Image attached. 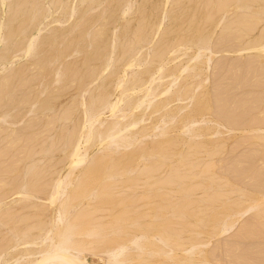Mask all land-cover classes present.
Instances as JSON below:
<instances>
[{"label": "rangeland", "instance_id": "obj_1", "mask_svg": "<svg viewBox=\"0 0 264 264\" xmlns=\"http://www.w3.org/2000/svg\"><path fill=\"white\" fill-rule=\"evenodd\" d=\"M15 1L20 0L0 2L2 4H0V90L2 91L0 96L7 95L6 98L0 97V109L2 105H7L5 108L9 107L12 110L11 107L14 106L13 109L17 111L5 112L7 110L5 108L0 110L3 114L7 113L0 114L3 116L0 119V156H3L0 158L2 177V179L0 177V208L2 209L0 210L3 214H0V224L2 222L0 240L7 238V241L1 243L4 245L8 242L9 244L19 242L17 236L13 237L12 233L15 235L13 231L34 228L32 231L41 232V229L48 230L50 226L60 224L53 223L58 219L57 210L59 211L60 208L61 212H65L69 222L74 217L73 214L78 216H75L76 219L79 218L78 223L75 217L73 218L75 220L69 223L63 215L61 219L65 218L66 222L61 220L60 227L76 225V229L73 228L74 233L81 235L74 236L75 239L79 238L76 243L86 244L82 257L83 264H264V53L261 52L264 46V0H22L24 4L22 2L17 4ZM19 4L23 5L22 8ZM245 6L249 9H245ZM13 7L14 10L11 11ZM14 12L21 13L18 15ZM32 16L34 18H31ZM20 28L27 30L24 33L19 32ZM36 38L38 40H35ZM39 39L42 41L40 42ZM28 41L32 43L29 56L24 50L27 45L23 46L25 42L28 44ZM199 43L203 45H198ZM205 44L209 48L205 47ZM126 46L130 48L126 50ZM9 47H12V50H8ZM95 48L102 52L101 55L99 53L98 61L94 55V53L96 56L98 54ZM125 50L128 53L122 54ZM196 50L200 56L196 55ZM193 55H196L194 60H192ZM35 61L39 62L34 63ZM127 61L130 62L129 65ZM142 70H147L144 71L146 74ZM15 71L18 75L24 72L17 77ZM139 71L142 75H139L141 74ZM58 74L60 78L63 75V82ZM5 75L8 76L7 81ZM11 75L15 78H10ZM54 76L55 79L59 78V82ZM133 76L140 78V82H137L139 85L135 88L131 87ZM9 79L14 82L12 87L10 85L13 82L10 80L9 83ZM149 81H152L151 84ZM7 83L10 88L6 87ZM5 87L8 91L10 89L14 91V94L7 92ZM167 87L170 92L164 94L163 88L167 89ZM22 88H24L23 92ZM15 89H21L22 93L18 91V94L22 97ZM144 90H148L151 94ZM101 91L104 94L107 91L106 95L103 94L107 96L106 103L108 102L109 105L117 103L115 114L110 109H105V106H109L108 103L104 106H96L98 101L96 98L103 97ZM144 93L149 95L144 97L146 95ZM12 97L18 98L17 102ZM3 99H6V102L1 103ZM162 101L166 106L153 112L157 105L163 104ZM136 102L143 104L139 103V108L135 109ZM29 103L33 106L31 107ZM29 106L31 108H28ZM49 106H52V110ZM153 106L154 110H152ZM15 107H20L22 112ZM45 107L46 109L49 107V110ZM129 108L133 110L130 111ZM144 108L146 110L143 120L135 127L136 129H133L135 133L132 130H123L121 132L123 138H121L124 141L120 142L121 144L117 141V145L111 143L108 147L106 144L108 139H102L108 125L111 122L124 125L132 120L130 118L135 112L140 114ZM99 110L100 113L97 112ZM8 112L14 119L15 115L20 116L15 121L12 119L10 123L12 116ZM91 112H94V116L99 115L96 116L99 120L94 122L95 125L93 124L90 130L91 142L85 144L86 147L88 146L85 151L87 159H85L81 149L83 146L85 148L83 136L88 129L86 121ZM123 113L126 118H123ZM36 122L38 123L35 124ZM80 125L84 126V130ZM37 127L39 128L36 129ZM70 128L72 132H68ZM81 130L84 131L83 135ZM197 131L198 135H196ZM75 132V136L81 134L80 154L85 160L81 162V166L79 164L80 170L77 167L73 172L71 170V175L68 174L69 168L71 169L69 165L71 159L67 158L71 147L67 148L71 138L74 141ZM57 133L58 135H55ZM59 136L60 138H57ZM99 140H101L100 144H98ZM129 141L135 145L132 146ZM124 143L126 145H123ZM128 143L131 146L127 147ZM113 144L120 148H115ZM49 145L52 146L51 149ZM54 145H57L56 149ZM153 145L157 148L155 149ZM23 146H28L30 151L27 153ZM135 147H139L138 151H140L138 152ZM31 154L32 157L39 156L31 161L34 158L30 157ZM23 156L27 160L22 159ZM22 160H26V164H22L24 163ZM39 163L42 168H44L42 165H45L49 175L45 168L39 170L41 169L38 168ZM20 166L24 168L23 171H20ZM34 168L38 173L41 171L39 176L34 174L35 179L27 175L30 170L33 174ZM45 173L48 179L43 183L41 180L45 178ZM18 176L21 181L18 183L19 186L23 184L26 189L31 188L30 185L33 183L32 188H35V180L41 181V185L38 182L37 188L41 187L42 190L35 188L39 192L34 197L29 196L31 201L25 196L28 194L21 193V196L18 194L20 188L19 186H17L18 190L15 188V182L17 180L19 182V178L13 182ZM64 176L66 178L64 184L69 183L64 186V190L68 191L65 190L66 193L63 191L60 202H56V204L59 202V205L55 203L50 205L49 196L54 187L52 185H55L54 183L60 178L63 180ZM4 181L10 185L8 186ZM184 186L191 191H185ZM5 190L10 193L7 194ZM74 190L77 192L74 193ZM45 195L48 197L46 198ZM26 201L30 205L26 204ZM20 204L22 209L19 208ZM23 204L28 207L24 208ZM55 206L58 207L57 210ZM72 206L74 207L72 212H75L73 214L70 209L73 208ZM67 210H70L69 215ZM21 211L22 213H19ZM81 212L89 215L79 216L82 215ZM119 212L122 214L121 217L125 218H121ZM7 217H10V220ZM13 217L15 219L12 220ZM81 217L83 220L80 219ZM115 217L122 225H119ZM50 218L51 223H49ZM123 219L124 221H121ZM26 223L30 225L24 226ZM44 223H49V227L47 224L43 225ZM52 227L51 230L55 229ZM168 228L170 230H167ZM221 228H226L225 233L223 230L220 231ZM97 231L103 234L99 235ZM117 233L119 236L116 237ZM165 233L169 235L166 236ZM158 234L163 240L157 236ZM90 235L91 237L87 238ZM12 237L15 241H12ZM109 238L113 239V244H110L112 240ZM116 238L121 244L115 242ZM104 240L111 241L104 243L106 248L103 247ZM34 242L39 243L41 239H36ZM117 243L127 248L120 247ZM192 244L194 247L191 246ZM31 245L34 247L36 244ZM24 246L19 245L15 247L17 249L11 247L5 250L4 252L9 254L2 253L0 264H23L26 259L24 255L21 256L26 248ZM92 246L97 248L94 249ZM154 246L161 248L157 249ZM13 248L15 251L11 250ZM112 250L116 251L111 252ZM116 252L120 256L116 255ZM120 252L124 253L120 254ZM111 254L116 256L112 257ZM120 257L125 258L117 263L115 260H122Z\"/></svg>", "mask_w": 264, "mask_h": 264}, {"label": "bare ground", "instance_id": "obj_2", "mask_svg": "<svg viewBox=\"0 0 264 264\" xmlns=\"http://www.w3.org/2000/svg\"><path fill=\"white\" fill-rule=\"evenodd\" d=\"M0 2H1V0H0ZM15 2H16V1H15ZM19 2H22V3H23L22 0H20ZM19 2L17 1L16 3L18 4ZM27 3H29V2H27ZM27 3H26V4H27ZM220 3H221V2H220ZM0 4H1V3H0ZM23 4H24V3H23ZM1 5H2V4H1ZM14 5H15V4H14ZM19 5L21 6V4H19ZM19 5H18V7H19ZM8 6H9V5H8ZM22 6H23V5H22ZM22 6H21V8H22ZM24 6L26 7L27 5H24ZM6 7H7V6H6ZM14 7H15V6H14ZM14 7H13V9L10 8L11 11L14 10ZM245 7H246V6H245ZM15 8H16V7H15ZM5 9H6V8H5ZM10 9H8V10H10ZM241 9H243V7H241ZM245 9H249V8L246 7ZM15 10H16V9H15ZM21 10H22V9H21ZM25 10H26V9H25ZM19 11H20V10H19ZM26 11H28V9H27ZM26 11H24V13H26ZM29 11H30V10H29ZM29 11H28V12H29ZM245 11H246V10H245ZM4 12H5V11H4ZM22 12H23V10H22ZM33 12H34V11H33ZM5 13H6V12H5ZM8 13H9V11H8ZM8 13H7V14H8ZM14 13H17V12H14ZM14 13H13V14H14ZM20 13H21V12H20ZM20 13H19V14H20ZM70 13H71V12H70ZM17 14H18V13H17ZM19 14H18V15H19ZM33 14H34V15H33ZM33 14H32V15L35 16V13H33ZM15 15H16V14H15ZM36 15H37V14H36ZM5 16H6V15H5ZM11 16H12V14H11ZM33 16H32L31 18H34ZM37 17H38V15H37ZM37 17H36V19H37ZM8 18H9V17H8ZM29 20L31 21V19H29ZM37 20H38V19H37ZM37 20H35V22H37ZM38 21H39V20H38ZM32 22H33V19H32ZM32 22H30V23L32 24ZM35 22H34V23H35ZM34 23H33V24H34ZM28 24H29V23H28ZM28 24H27V25H28ZM38 24H40V22H39ZM29 25H30V24H29ZM29 25H28V27H29ZM35 25H36V23H35ZM30 26H31V25H30ZM24 27H25V26H24ZM26 27H27V26H26ZM21 28H22V27H21ZM21 28H20V29H21ZM37 28H38V26H37ZM239 29H240V28H239ZM26 30H27V29H26ZM26 30H25V28H23V29H21L19 32H22V31H23V33H24ZM38 30H39V29H38ZM230 30H231V29H230ZM36 32H37V31H36ZM38 32H39V31H38ZM37 34H38V33H37ZM87 35H88V34H87ZM3 36H4V34H3ZM38 36H39V35H38ZM0 37H1V35H0ZM4 38H5V40H6V37H4ZM31 38H32V36H30V39H31ZM33 38H34V37H33ZM140 38H141V36H140ZM1 39H2V38H1ZM26 40H27V39H26ZM32 40H34V39H32ZM35 40H38V38H36ZM139 40H140V39H139ZM39 41H40V39H39ZM41 41H42V40H41ZM41 41H40V42H41ZM96 41H97V39H96ZM198 41H199V40H198ZM198 41H197L196 43H198ZM203 41H205V40H202V42H203ZM206 41H207V40H206ZM34 42H35V41H33V44H34ZM40 42H39V43H40ZM200 42H201V39H200ZM25 43H26V44H25ZM25 43H24L23 46H25V45H27V46L24 47V50H25V52L27 53L26 55L29 56L28 53L31 51L32 43H31V41H30V42L28 41V44H27V42H25ZM204 43H205V42H204ZM200 44H201V43H199L198 45H200ZM110 45H111V44H110ZM201 45H203V44H201ZM14 46L17 47V45H14ZM14 46H13V49H15ZM23 46H22V47H23ZM38 46L40 47V45H38ZM74 46H75V45H74ZM206 46H207V45L205 44V47H206ZM260 46H261V45H260ZM262 46H263V45H262ZM5 47H6V46H5ZM5 47H4V48H5ZM19 47H20V46H19ZM34 47H35V46H34ZM39 47L37 48V50L39 49ZM94 47H95V46H94ZM94 47H93V49H94ZM198 47H199V46H198ZM205 47H204V48H205ZM256 47H257V46H256ZM6 48H7V47H6ZM6 48H5V49H6ZM11 48H12V47H11ZM11 48L9 47L8 50H10ZM25 48H26V49H25ZM121 48H122V47H121ZM128 48H130V47H128ZM128 48H127V46H126V50H127ZM200 48H202V46H201ZM207 48H209V47L207 46ZM249 48H250V47H249ZM16 49H18V48H16ZM95 49H96V48H95ZM111 49H112V48H111ZM122 49H123V48H122ZM247 49H248V48H247ZM250 49H251V48H250ZM260 49H261V48H260ZM6 50H7V49H6ZM11 50H12V49H11ZM34 50H36V49H34ZM96 50L98 51L99 49L97 48ZM96 50H95V51H96ZM126 50H125V52H122V51H121L122 54H123V53H128V51L126 52ZM198 50H199V48H198ZM20 51H21V50H20ZM97 51H96V53H97ZM123 51H124V50H123ZM160 51H161V50H160ZM172 51H173V50H172ZM196 51H197V50H196ZM258 51H259V50H258ZM25 52H22V54H23V53L25 54ZM93 52H94V51H93ZM121 52H120V53H121ZM129 52H130V51H129ZM261 52L264 53V46H263V48L261 49ZM17 53H18V51H17ZM36 53H37V52H36ZM36 53H35V55H36ZM99 53H100V52L98 51L97 56H96V54L94 53L95 57H97V61L99 60V59H98V57H99ZM101 53H102V52H101ZM101 53H100V55H101ZM108 53H109V52H108ZM195 53H196V52H195ZM195 53H194V54H195ZM15 54H16V52H15ZM30 54H31V53H30ZM32 54H33V53H32ZM200 54H201V53H200ZM19 55H20V54H19ZM124 55H126V54H124ZM196 55H199L198 51H197V54H196ZM196 55H195V56L193 55L192 60H194V58H196ZM20 56H21V55H20ZM120 56H121V55H120ZM120 56H119V57H120ZM199 56H200V55H199ZM26 57H27V56H26ZM32 57H33V56H32ZM102 57L104 58V56H102ZM122 57H123V56H122ZM124 57H125V56H124ZM19 58H20V57H19ZM24 58H25V56H24ZM93 58H94V57H93ZM198 58H199V57L197 56V59H198ZM130 59H131V58H130ZM132 59H133V58H132ZM91 60H93V59H91ZM94 60H96V58H94ZM102 60H103V59H102ZM106 60H107V59H106ZM124 60H125V59H124ZM188 60H189V59H188ZM205 60H206V59H205ZM209 60H210V59H209ZM41 61H42V60H40V63H41ZM108 61H110V58H109ZM130 61H132V60H130ZM197 61H198V60H197ZM206 61L208 62V60H206ZM206 61H205V62H206ZM38 62H39V61H35L34 63H38ZM106 62H107V61H106ZM127 62H129V61H127ZM140 62H141V61H140ZM207 62H206V63H207ZM40 63H39V65H40ZM50 63H51V62H50ZM132 63H133V62H132ZM188 63H189V62H188ZM104 64H105V63H104ZM125 64H126V63H125ZM129 64H130V62L128 63V65H129ZM162 65H163V64H162ZM191 65H192V64H191ZM106 66H107V65H106ZM132 67H133V66H132ZM129 68H130V67H129ZM186 68H187V67H186ZM206 68H207V67H206ZM125 69H126V68H125ZM127 69H128V68H127ZM156 69H157V68H156ZM180 69H181V68H180ZM218 69H219V68H218ZM222 69H223V68H222ZM131 70H132V69H131ZM157 70H158V69H157ZM159 70H160V69H159ZM187 70H189V69H187ZM231 70H232V69H231ZM16 71H17V70H16ZM16 71H15V72H16ZM125 71H126V70H125ZM125 71H124V72H125ZM142 71H143V70H142ZM144 71L147 72V70H144ZM144 71H143V73H144ZM199 71H200V70H199ZM15 72H14V74L16 75L17 72H16V73H15ZM19 72H20V71H19ZM22 72H24V71H22ZM22 72H20V73H22ZM88 72H89V71H88ZM10 73H11V72H10ZM10 73H9V74H10ZM12 73H13V72H12ZM12 73H11V74H12ZM20 73H19V75H21ZM139 73H141V72L139 71ZM139 73H138V74H139ZM179 73H180V72H179ZM14 74H13V75H14ZM23 74H24V73H23ZM144 74H146V73H144ZM7 75H8V74H7ZM19 75L17 74V77H19ZM25 75H26V74H25ZM39 75H41V74H39ZM60 75H61V74H60ZM126 75H127V74H126ZM136 75H137V73H136ZM136 75H134V76H136ZM139 75H142V73L139 74ZM139 75H138V76H139ZM8 76H9V75H8ZM8 76L5 75V77H4V76H3V77L6 78V77H8ZM22 76H23V75H22ZM34 76H35V75H34ZM56 76H57V74H56ZM134 76H133L132 86H131V87H134V88H135V87H137V86L139 85V84L137 85V82H140V78H139L140 76H139V77L137 76L138 78H134ZM3 77H2V78H3ZM23 77H25V76H23ZM26 77H27V76H26ZM38 77H39V76H38ZM38 77H37V78H38ZM58 77H59V74H58ZM62 77H63V75H62ZM62 77H61V78L59 77L60 80L62 79ZM65 77H66V76H65ZM75 77H76V75H75ZM80 77H81V76H80ZM82 77H83V76H82ZM131 77H132V76H131ZM10 78H12V75L10 76ZM14 78H15V77H13L12 79H14ZM59 78H58V79H59ZM63 78H64V77H63ZM12 79H9V83H10V80L13 82ZM16 79H17V78H16ZM16 79H15V80H16ZM18 79H19V78H18ZM20 79H22V78H20ZM25 79H26V78H25ZM39 79H40V78H39ZM54 79H55V76H54ZM56 79H57V78H56ZM56 79H55V80H56ZM58 79H57V80H58ZM70 79H71V78H70ZM72 79H74V77H73ZM138 79H139V80H138ZM141 79H142V77H141ZM221 79H222V78H221ZM1 80H2V79H1ZM55 80H54V81H55ZM80 80H82V79H80ZM84 80H85V79H84ZM152 80H153V79H152ZM155 80H156V79H155ZM6 81H7V78H6ZM63 81H64V79H62V82H63ZM82 81H83V80H82ZM85 81H86V80H85ZM129 81H130V80H129ZM153 81H154V80H153ZM175 81H176V80H175ZM55 82H56V81H55ZM58 82H59V80H58ZM83 82H84V81H83ZM121 82H122V81H121ZM141 82H142V81H141ZM150 82H152V81H149V83H150ZM236 82H237V81H236ZM9 83H7L8 85L6 84V87L9 86ZM142 83H143V82H142ZM173 83H174V82H172V85H173ZM221 83H222V82H221ZM1 84H2V83H1ZM13 84H14V82H13L10 86L12 87ZM29 84H30V83H29ZM59 84H60V83H59ZM80 84H81V83H80ZM83 84H84V83H83ZM150 84H151V83H150ZM168 84H169V83H168ZM170 84H171V83H170ZM223 84H224V83H223ZM227 84H228V83H227ZM3 85H4V84H3ZM26 85H28V84L26 83ZM26 85H25V86H26ZM136 85H137V86H136ZM147 85H148V84H147ZM199 85H200V84H199ZM0 86H1V85H0ZM10 86H9V88H10ZM44 86H45V85H44ZM118 86H119V83H118ZM118 86H117V87H118ZM148 86H150V85H148ZM148 86H147V87H148ZM157 86H158V85H157ZM182 86H183V85H182ZM6 87H5V89H6ZM129 87H130V86H129ZM165 87H166V86H165ZM168 87H169V86H168ZM168 87H167V89H168ZM195 87H196V86H195ZM225 87H226V86H225ZM16 88H17V87H16ZM134 88H133V89H134ZM197 88H198V87H197ZM220 88H221V87H220ZM22 89H23V90H22V92H23V91H24V88H22ZM133 89H132V90H133ZM147 89H148V88H147ZM165 89H166V88H165ZM165 89L163 88V91H162V92H164V94H165V92H167V93L170 92V91H169L170 89H168V91H166L167 89H166V90H165ZM195 89H196V88H195ZM2 90H3V89H2ZM6 90H7V89H6ZM6 90H4V91H6ZM16 90H17V89H15V91H16ZM123 90H124V89L122 88V93H123ZM134 90H135V89H134ZM137 90H138V88H137ZM148 90H149V89H148ZM148 90H147V91L144 90V91H145V92H149ZM153 90H154V89H153ZM153 90H152V94H153ZM0 91H1V90H0ZM9 91H10V93H11V92H12V93L14 92V91H11V89H10ZM9 91L7 90V92H9ZM18 91H20V93H22V92H21V89H19V90L16 91L17 94L19 93ZM103 91H104V90H103ZM130 91H131V90H130ZM1 92H2V91H1ZM101 92H102V91H101ZM106 92H107V91H106ZM106 92H105V94H104V92H102V93H101L102 95H101V94H99V95H101V97H102L103 94L106 95ZM125 92H126V91H125ZM125 92H124V94H125ZM177 92H178V90H177ZM3 93H4V92H3ZM3 93H2V94H3ZM12 93H11V94H12ZM32 93H33V92H32ZM81 93H82V92H81ZM99 93H100V92H99ZM122 93H121V95H122ZM149 93H150V92H149ZM149 93H144V95L146 94L144 97L148 96ZM172 93H173V92H172ZM174 93H175V92H174ZM178 93H179V92H178ZM178 93H177V95H178ZM228 93H229V92H228ZM8 94H9V93H8ZM13 94H14V93H13ZM13 94H12V95H13ZM24 94H25V93H24ZM107 94H108V93H107ZM124 94H123V95H124ZM147 94H148V95H147ZM150 94H151V93H150ZM160 94H161V92H160ZM0 95H1V94H0ZM3 95H4V96H2V97L6 98L5 96H7V95H5V94H3ZM18 95H20V94H18ZM121 95H120V96H121ZM177 95H176V99H177V97H178ZM9 96H11V95L9 94ZM20 96H21V95H20ZM23 96H25V95H23ZM27 96H28V95H27ZM31 96H32V95H31ZM166 96H167V95H166ZM179 96H180V95H179ZM0 97H1V96H0ZM2 97H1V98H2ZM21 97H22V96H21ZM126 97H127V96H126ZM180 97H181V96H180ZM225 97H226V96H225ZM227 97H228V96H227ZM1 98H0V99H1ZM12 98H13V97H12ZM14 98H15V97H14ZM14 98H13V99H14ZM19 98H20V97H19ZM31 98H32V97H30V99H31ZM89 98H90V97H89ZM91 98H92V96H91ZM99 98H100V96H99ZM99 98H96V99H98V101H97V103H96V106H104L105 104L108 103V102L106 103V101H107V100H106V99H107V96H103L102 99H101V98L99 99ZM164 98H165V97H164ZM81 99H82V97H81ZM96 99H94V100H96ZM118 99L120 100V98H118ZM121 99H122V98H121ZM170 99H171V98H170ZM5 100H6V99H5ZM5 100L3 99L1 103L6 102ZM7 100H8V99H7ZM16 100H18V98H17V99L15 98V102H17ZM23 100H24V99H23ZM94 100H93V101H94ZM108 100H109V99H108ZM133 100H134V99H133ZM150 100H152V99H150ZM150 100H149V101H150ZM139 101H141V99H140ZM142 101H143V98H142ZM149 101H148V103H149V105H150V102H149ZM178 101H179V100H178ZM9 102H10V100H9ZM27 102H28V101H27ZM31 102H32V101H31ZM79 102H80V101H79ZM84 102H85V101H84ZM90 102H91V101H90ZM117 102H119V101L117 100ZM137 102H138V101H137ZM137 102L134 104V105H135V106H134L135 109L139 108V106H140L139 103H140V104H143V102H139V103H137ZM164 102H166V101H164ZM45 103H47V102H45ZM85 103H86V102H85ZM119 103H121V102H119ZM132 103H133V102H132ZM148 103H147L146 105H148ZM162 103H163V101H162ZM169 103H170V102H169ZM169 103H167V104H169ZM4 104H5V103H4ZM7 104H8V102H7ZM29 104H31V103H29ZM29 104H28V105H29ZM49 104H50V103H49ZM86 104H87V103H86ZM91 104H92V103H91ZM99 104H100V105H99ZM128 104L131 105L130 103H126V105H128ZM136 104H137V105H136ZM8 105H9V104H8ZM83 105H85V104H82V106H83ZM108 105H109V103H108ZM149 105H148V107H149ZM156 105H157V104H156ZM156 105H154V106H156ZM239 105H240V104H239ZM5 106H7V105H5ZM5 106L2 105V108L4 109ZM26 106H27V105H26ZM26 106H23V107H26ZM32 106H33V104H31V107H32ZM47 106H48V105H47ZM82 106H81V107H82ZM86 106H87V105H86ZM154 106L152 107V110L155 109ZM164 106H166L165 103L157 105V106H156V109H155L153 112H157V111L161 110ZM0 107H1V106H0ZM10 107H11V106H10ZM17 107H18V106H17ZM20 107H21V106H20ZM20 107H19V108H16V107H15V108L19 111V110H21ZM23 107H22V108H23ZM31 107L29 106L28 108H31ZM49 107H50V106H49ZM49 107H48V109H46L47 107H45V109H46V110H49ZM51 107H52V106H51ZM51 107H50V109H51ZM84 107H85V106H84ZM84 107H83V110H84ZM116 107H117V103H114V104H110L108 107L105 106V109H106V108H107V109H110L111 112H113V113L115 114L114 111H115ZM118 107H119V106H118ZM148 107L145 106V108H148ZM247 107H248V106H247ZM2 108H1V109H2ZM11 108H12V110H15V109H13L14 106L11 107ZM87 108H88V107H87ZM97 108H98V107H97ZM145 108H144V110L142 109L143 111H142V113H140V114H139V113L136 114L137 112L134 111V112H135V113H134V116H131V118H130V119H132V120H130V122L127 121L128 123H126V124H124V125H120V124H118V123H112V122H111V124L108 123L109 125H108V127L106 128V130L104 131L105 133L102 135V139H105V140L108 139V141L106 142V144L108 145V147L110 146L109 144H111V143L116 144V143H118V142L120 143V142H123V141H124V139H122V138H123V137H122L123 134H122V136H121V132H123V130H124V131H128V130L130 131V130H132V131L134 132L133 129H134V128H135V127H136V126H137V125L143 120L144 111L146 110ZM149 108H150V107H149ZM230 108H231V107H230ZM232 108H233V107H232ZM1 109H0V110H1ZM5 109H7V110H5ZM5 109H4L5 112L8 111V110H11L9 107H6ZM26 109H27V108H26ZM26 109H25V110H26ZM45 109H42V110H45ZM129 109H130V108H129ZM224 109H225V108H224ZM12 110H11V111H12ZM23 110H24V109H23ZM27 110H30V109H27ZM51 110H52V109H51ZM97 110H98V109H97ZM101 110H103V109H101ZM101 110H99V111H97V112L100 113ZM124 110H125V109H124ZM132 110H133V109L131 108L130 111H132ZM15 111H16V110H15ZM30 111H31V110H30ZM38 111H40V110H38ZM127 111H128V109H127ZM136 111H137V110H136ZM219 111H220V110H219ZM219 111H218V112H219ZM2 112H3V111H2ZM16 112H17V111H16ZM16 112H15V113H16ZM21 112H22V110H21ZM84 112H85V111H84ZM84 112H83V113H84ZM111 112H110V113H111ZM121 112H122V111H121ZM140 112H141V111H140ZM8 113L10 114V116H12L11 121L8 120V121H10V123H12V119L15 121V119H16L17 117L20 116V115L16 116V115L14 114L15 117H16V118L14 119L13 115H11L10 112H8ZM26 113H27V112H26ZM28 113H29V111H28ZM63 113L65 114V113H67V112H63ZM93 113H94V112H91V113H90V115H89L88 118H87V121H86V119H85L84 116L82 117V118H84L85 121L87 122L86 124H88V129L85 130L86 133H84V131H83V130H84V129H83L84 126L82 125V126H83V127H82V126L80 125V126L82 127L81 129H83V130H81V134L84 133V136H83L84 139H83V141H84V140H85V141H84V143L82 142L84 145H85L86 143H88V142L91 140V138H89V135L91 134V131H90V130H92V125L94 124V122H96V121L99 120V117H98V118L96 117V116H99V115L96 114V116H94ZM113 113H112V114H113ZM0 114H3V113L0 112ZM4 114H5V113H4ZM4 114H3V115H4ZM6 114H7V113H6ZM6 114H5V115H6ZM84 114H85V113H84ZM114 114H113V115H114ZM131 114H133V113H131ZM229 114H230V113H229ZM123 115H124V113H123ZM123 115H122V116H123ZM220 115H221V114H220ZM10 116H9V117H10ZM92 116H93L94 118H95V117H96V118L94 119ZM122 116H120V117H122ZM225 116H226V113H225ZM1 117L3 118L2 115L0 116V119H2ZM68 117H69V116H68ZM115 117H116V116H115ZM124 117H125V115L123 116V118H124ZM128 117H129V116H128ZM22 118H23V117H22ZM39 118H40V116H39ZM92 118L94 119V121H93ZM125 118H126V117H125ZM235 118H236V117H235ZM60 119H63V118L60 117ZM84 119H83V120H84ZM97 119H98V120H97ZM116 119H118V118H116ZM232 119H233V118H232ZM57 120H58V119H57ZM83 120H81V121H83ZM222 120H223V119H222ZM230 120H231V119H230ZM5 121H6V120H5ZM120 121H121V120H120ZM236 121H237V120H236ZM1 122H3V121L1 120ZM118 122H119V121H118ZM226 122H227V121H226ZM37 123H38V122H36L35 124H37ZM69 123H71V122H69ZM232 123H233V122H232ZM2 124H3V123H2ZM81 124H84V123L81 122ZM122 124H123V123H122ZM0 125H1V124H0ZM32 125H33V124H32ZM41 125H42V124H41ZM74 125H75V124H74ZM94 125H95V124H94ZM100 125H102V124H100ZM229 125H230V124H229ZM97 126L99 127V125H97ZM39 127H40V126H39ZM39 127H37L36 129H38ZM78 127H79V126H78ZM104 127H105V126H104ZM259 127H260V126H259ZM0 128H1V126H0ZM2 128H3V127H2ZM22 128H24V127H22ZM74 128H75V126H74ZM79 128H80V127H79ZM85 128H87V127H85ZM231 128H232V127H231ZM236 128H237V127H236ZM239 128H240V127H239ZM62 129H63V128H62ZM103 129H104V128H103ZM103 129H101V130H103ZM135 129H136V128H135ZM142 129H143V128H142ZM145 129H146V128H145ZM153 129H154V128H153ZM153 129H152V131H154ZM16 130H19V129H16ZM27 130L29 131L30 129H27ZM32 130H34V129H32ZM78 130H79V129H78ZM96 130H97V129H96ZM155 130H156V129H155ZM262 130H263V129H262ZM28 131H24V132H27V133H28ZM30 131H31V130H30ZM69 131H71V128L68 129V132H69ZM97 131H99V130H97ZM194 131H195V130H194ZM4 132H6V130H5ZM16 132H17V131H16ZM65 132H67V131L65 130ZM65 132H64V134L66 135ZM68 132H67V133H68ZM71 132H72V131H71ZM19 133H20V132H19ZM22 133H23V132H21V134H22ZM27 133H25V134H27ZM124 133H126V132H124ZM128 133H129V132H128ZM131 133H132V132H131ZM134 133H135V132H134ZM134 133H132V134H134ZM192 133H193V132H192ZM192 133H191V134H192ZM195 133H196V132H195ZM195 133H194V135H195ZM198 133H199V132L197 131L196 135H198ZM0 134H1V133H0ZM64 134H62V137H63ZM79 134H80V133H79ZM81 134H80V135H81ZM129 134H130V133H129ZM129 134H127V135H129ZM142 134H144V132H143ZM156 134H157V133H156ZM9 135H10V133L8 134V136H9ZM28 135H29V134H28ZM55 135H58V133L55 134ZM71 135H72V134H71ZM75 135H76V132L74 133V141H72V138H71V140H70L69 147H68L67 145H65V147H66V146L68 147L67 149H69V148L71 147V148H70L71 150H70L69 156L67 157V158H70V159H71V162H69V163H70L69 165H71V169L68 167L69 170H70V171H69L70 173L68 172V174H71V170H72V172H73V170H76L78 167H80V166L82 165L81 162H82V161L84 162V160L87 159V158H85V155L87 154V153L85 154V151H86V148H87L88 146L86 147V145H85V148H84V146H83L82 149H81L82 152H84L83 155H84V158H85V159H83L82 154H80V153H81V152H80V142H79V137H80V135L78 136V134H77L78 137L75 136ZM82 135H83V134H82ZM96 135H97V134H96ZM139 135H140V134H138V136H139ZM2 136H3V135H2ZM5 136H6V134H5ZM8 136H7V137H8ZM23 136H24V134H23ZM29 136H30V135H29ZM42 136H44V135H42ZM60 136H61V135H60ZM60 136L57 137V138H60ZM131 136H132V135H131ZM140 136H141V135H140ZM159 136H160V134H159ZM0 137H1V135H0ZM64 137H65V136H64ZM83 137H82V138H83ZM95 137H96V136H95ZM100 137H101V136H100ZM121 137H122V138H121ZM125 137H127V136H125ZM142 137H144V136H142ZM196 137H197V136H196ZM10 138H11V137H10ZM46 138H47V137H46ZM80 138H81V137H80ZM0 139H1V138H0ZM5 139H6V138H5ZM34 139H35V138H34ZM63 139H64V138H63ZM129 139L131 140V137H130ZM138 139H139V138H138ZM6 140H7V139H6ZM36 140H37V139H36ZM36 140H35V141H36ZM58 140H59V139H58ZM80 140H81V139H80ZM125 140H126V139H125ZM10 141H11V140H10ZM39 141H40V140H39ZM50 141H51V140H50ZM52 141H53V139H52ZM52 141H51V142H52ZM96 141H97V140H96ZM100 141H101V140L98 141V144H100ZM117 141H118V142H117ZM131 141H132V140H131ZM15 142H16V141H15ZM32 142H33V141H32ZM46 142H47V141H46ZM65 142H66V140H65ZM90 142H91V141H90ZM103 142H104V141H103ZM127 142H128V140L126 141V143H127ZM129 142H130V141H129ZM133 142H134V140H133ZM34 143H35V142H34ZM39 143H40V142H39ZM52 143H53V142H52ZM52 143H51V145L53 146V144H55V143H53V144H52ZM56 143H57V142H56ZM58 143H59V142H58ZM61 143H62V141H61ZM63 143H64V141H63ZM101 143H102V142H101ZM131 143H132V142H130V144H131ZM134 143H135V142H134ZM134 143H132V146L135 145ZM257 143H258V142H257ZM19 144H20V143H19ZM19 144L17 145V147L19 146ZM31 144H33V143H30V145H31ZM45 144H46V143H45ZM45 144H44V145H45ZM64 144H65V143H64ZM64 144H63L62 146H64ZM83 144H82V145H83ZM114 144H113V145H114ZM120 144H121V143H120ZM244 144H245V143H244ZM259 144H260V143H259ZM27 145L30 146L29 144H27ZM36 145H37V143H36ZM46 145H47V144H46ZM102 145H105V144H102ZM102 145H101V146H102ZM116 145H117V144H116ZM116 145H114V147H115ZM118 145H119V144H118ZM123 145H126V144L124 143ZM128 145H129V143L127 144V147H128ZM28 146H27V147H24V146H23V148H25V150L27 151V153L30 151V149H29ZM49 146H50V145H49ZM52 146H50V149H51ZM54 146H55V145H54ZM129 146H131V145H129ZM15 147H16V146H15ZM15 147H14V148H15ZM30 147H31V146H30ZM56 147H57V145L54 147V149H56ZM65 147H62V148L65 149ZM103 147H105V146H103ZM114 147H110V148H114ZM121 147H122V146H121ZM124 147L127 148L126 146H124ZM153 147L155 148L154 145H153ZM153 147H152V150L155 151V149H156L157 147H156L155 149H153ZM35 148H37V147H35ZM83 148H84L85 150H83ZM115 148L118 149V148H120V147L117 146V147H115ZM135 148H136L137 151H138L139 147H138V148L135 147ZM135 148H134V149H135ZM15 149H16V148H15ZM37 149H38V148H37ZM44 149H45V148H43V150H44ZM54 149H53V150H54ZM136 149H135V151H136ZM261 149H262V148H261ZM13 150H14V149H13ZM13 150H11V151H13ZM43 150H42V151H43ZM47 150H48V148H47ZM60 150H62V149H60ZM87 150H88V149H87ZM122 150H123V149H122ZM251 150H252V149H251ZM33 151H34V150H33ZM62 151H63V150H62ZM139 151H140V150H139ZM139 151H138V152H139ZM141 151H142V150H141ZM156 151H157V150H156ZM158 151H159V150H158ZM158 151H157V152H158ZM249 151H250V150H249ZM112 152H113V151H112ZM138 152H137V153H138ZM247 152H248V151H247ZM252 152H253V151H252ZM25 153H26V152H25ZM25 153H24V155H25ZM41 153H42V152H41ZM41 153H39V154H40L41 156H43V155H42L43 153H42V154H41ZM51 153H53V152H51ZM67 153H68V152H67ZM131 153H132V152H131ZM135 153H136V152H135ZM32 154H33V152H32ZM32 154H31L30 157H32ZM110 154H112V153H110ZM150 154H151V153H150ZM150 154H149V155H150ZM112 155H113V154H112ZM7 156H8V155H7ZM25 156H26V155H25ZM38 156H39V155H37V157H38ZM2 157H3V156H0V158H2ZM33 157H34V156H33ZM33 157H32V158H33ZM35 157H36V156H35ZM35 157H34V158H35ZM37 157H36V158H37ZM46 157H47V156H46ZM7 158H8V157H7ZM32 158H31V159H32ZM34 158H33L32 160H31V159H28V160H31V161L36 160V158H35V159H34ZM3 159H4V158H3ZM3 159H1L2 162H3ZM22 159H26V158L23 156ZM39 159H40V158H39ZM16 160H17V159H16ZM26 160H27V159H26ZM26 160H22V162H24V163H22V164H26V163H25ZM40 160H42V159H40ZM4 161H5V160H4ZM31 161H30V162H31ZM38 161H39V160H38ZM27 162H28V161H27ZM98 162H99V161H98ZM3 163H4V162H3ZM5 163H6V162H5ZM31 163H32V162H31ZM31 163H30V164H31ZM17 164H18V163H17ZM40 164H41V163H39V167H38V168L41 167ZM79 164H80V166H79ZM90 164H91V163L89 162V165H90ZM7 165H8V164H7ZM20 165H21V164H20ZM34 165H35V164H34ZM192 165H193V164H192ZM10 166H11V165H10ZM23 166H24V165H22V167H23ZM28 166H29V165H28ZM37 166H38V165H37ZM42 166H44L45 169L41 167V169H39V170H42V169L46 170L45 165H42ZM46 166H47V165H46ZM85 166H86V165H85ZM87 166H88V165H87ZM87 166H86V167H87ZM190 166H191V165H190ZM76 167H77V168H76ZM82 167H83V166H82ZM25 168H26V165H25ZM48 168H49V167H48ZM50 168H51V165H50ZM84 168H85V167H84ZM84 168H83V170H84ZM21 169H22V168H21V166H20V171H23L24 168H23L22 170H21ZM26 169L28 170V167H27ZM78 169H79V168H78ZM14 170H15V169H14ZM44 170H43V171H44ZM79 170H80V169H79ZM30 171H31V170H30ZM30 171H29V172H30ZM33 171L36 172L37 170H35V168H34V170H32V172H33ZM43 171H42V172H43ZM46 171L48 172L49 170H46ZM46 171H45V172H46ZM67 171H68V170H67ZM11 172H12V171H11ZM29 172H28V174H27L28 177H30V176H31V177H34V176H36V175H34V174H37V176H39L41 171H40L39 173H38V171H37L36 173L34 172L33 174L30 172L31 175L29 174ZM43 173H44V172H43ZM16 174H17V173H16ZM47 174L49 175V172H48ZM47 174L45 173V175H46V176L44 175L45 178H44L43 180H41L43 183L46 182L45 179H48V178H46V177H48ZM68 174H66V175H68ZM183 174H184V173H183ZM3 175H4V174H3ZM3 175H2V176H3ZM8 175H11V174H8ZM8 175H7V176H8ZM18 175H19V174H18ZM66 175H65V176H66ZM71 175H72V174H71ZM71 175H69V178H70ZM175 175H177V174H175ZM180 175H181V174H180ZM4 176H6V174H5ZM15 176H16V175H15ZM65 176L63 177V180L60 178L61 181H60V180H57V182L54 183L55 185H52V186H54V187H53V190L51 191V194L49 193V194H50V196H49V202H50V205H51V204H54V203L56 204L57 201L60 202L59 199L61 198V195H63L64 192H65V190H67V189L64 190V186L66 187V185L69 184V183H67V182H65L66 185L64 184V179H66ZM171 176H172V175H171ZM171 176H170V177H171ZM173 176H174V175H173ZM177 176H179V173H178ZM0 177H1V175H0ZM10 177H12V176H10ZM13 177H14V176H13ZM21 177H22V173H21ZM26 177H27V176H26ZM41 177H43V175H42ZM66 177H68V176H66ZM109 177H110V176H109ZM17 178H19V182H17V181H18V180H17V181H16L17 183H16L15 180H16ZM22 178H23V177H22ZM36 178H37V177H36ZM1 179H2V177H1ZM24 179H25V178H24ZM24 179H23V180H24ZM29 179H30V178H29ZM34 179H35V177H34ZM34 179H32V180H34ZM168 179H170V178H168ZM173 179H174V178H173ZM175 179H176V178H175ZM3 180H4V179H3ZM9 180H10V178H9ZM21 180H22V179H21ZM32 180H30V181H32ZM54 180H55V179H54ZM165 180H167V179H165ZM165 180H164V181H165ZM12 181H13V180H12ZM24 181H25V180H24ZM35 181H36V183H35V184H36V185H35V188H37V184H39L41 181H40V182H39V180H35ZM35 181H34V182H35ZM167 181H168V180H167ZM173 181H175V180H173ZM4 182L6 183V181H4ZM7 182H8V181H7ZM13 182H15V186H16V187H15V186H14V187L17 189V188H18L17 186H19L18 183H21V181H20V177H19V176L16 177V178L14 179ZM38 182H39V183H38ZM165 182H166V181H165ZM181 182H184V181H181ZM11 183H12V182H11ZM50 183H51V182H50ZM50 183H48L47 185L49 186ZM173 183H174V182H173ZM6 184H8V183H6ZM12 184H13V183H12ZM17 184H18V185H17ZM51 184H53V182H52ZM174 184H176V183H174ZM9 185H10V184H8V186H9ZM40 185H41V183H40ZM83 185H84V184H83ZM30 186L34 187V183H33V185H30ZM38 186H39V185H38ZM42 186H43V185H42ZM45 186H46V184H45ZM80 186H81V185H80ZM0 187H1V186H0ZM5 187H6V186H5ZM32 187L29 188V189H28V188L26 189V187H24V185L21 184V186H19L20 190L18 191V192H19L18 194L21 196V193H23V194L25 193V194H28V195H25V196L28 197V198H29L30 195H33V197H34V195H35L37 192H39L37 189L40 190L41 187H40V188H37V189L32 188ZM81 187H82V186H81ZM83 187H84V186H83ZM188 187H189V186H188ZM3 188H4V187H3ZM9 188H11V186H10ZM19 188H18V189H19ZM50 188H51V185H50ZM258 188H259V187H258ZM18 189H17V190H18ZM69 189H70V187H69ZM184 189H185V186H184ZM11 190H12V189H11ZM30 190H32V191L30 192ZM41 190H42V188H41ZM47 190H48V189H47ZM75 190H76V189H75ZM75 190H74V193L77 192V191H75ZM182 190H183V189H181V192H182ZM189 190L191 191V189H189ZM189 190H187V188L185 189V191H189ZM9 191H10V189H9ZM43 191H45V188H44ZM48 191H49V190H48ZM63 191H64V192H63ZM67 191H68V190H67ZM67 191H66V192H67ZM69 191H70V190H69ZM83 191H84V190H83ZM5 192H6V190H5ZM11 192H13V191H11ZM40 192H42V191H40ZM62 192H63V193H62ZM66 192H65V193H66ZM6 193H7V192H6ZM6 193H5V194H6ZM8 193H10V192H8ZM8 193H7V194H8ZM16 193H17V192L15 191V194H16ZM43 193H44V192H43ZM78 193H80V191H79ZM23 194H22V196H24ZM41 194H42V193H41ZM45 194L47 195V192H45ZM72 194H73V193H72ZM46 195H45V196H46ZM73 195H74V194H73ZM75 195H76V194H75ZM35 196H36V195H35ZM37 196H38V194H37ZM64 196H65V195H64ZM64 196H62V199H63ZM30 197H31V196H30ZM47 197H48V196H46V198H47ZM72 197H73V196H72ZM72 197H71V201H72ZM210 197H211V196H210ZM222 197H223V196H222ZM0 198H1V197H0ZM4 198H5V197H4ZM2 199H3V198H2ZM31 199H32V198H31ZM33 199H34V198H33ZM184 199H185V197H184ZM212 199H213V198H212ZM16 200H17V199H16ZM29 200H30V198H29ZM27 201H28V200H27ZM27 201H26V204H28ZM30 201H31V200H30ZM46 201H47V199H46ZM62 201H63V200H62ZM0 202H1V201H0ZM23 202H24V201H23ZM49 202H48V203H49ZM59 202H58V204H56V205H59ZM72 202H73V201H72ZM72 202H71V203H72ZM2 203H3V202H2ZM19 203H22V202H19ZM29 203H30V202H29ZM0 204H1V203H0ZM26 204H25V205H26ZM31 204H32V203H31ZM60 204H61V203H60ZM62 204H63V203H62ZM21 205H22V204H20V207H19V208L22 207ZM23 205H24V204H23ZM25 205H24V206H25ZM28 205H30V204H28ZM69 205H72V204H69ZM0 206H1V205H0ZM18 206H19V205H18ZM26 207H28V206H25L24 208H26ZM33 207H34V206H33ZM37 207H38V206H37ZM52 207L54 208L53 205H52ZM52 207H51V208H52ZM59 207H60V206H59ZM72 207H73V206H72ZM182 207H183V205H182ZM34 208H36V207H34ZM39 208H40V207H39ZM55 208H56V210H57L58 207L55 206ZM179 208H181V207H179ZM247 208H249V207H247ZM0 209H1V208H0ZM16 209H18V208H16ZM21 209H22V208H21ZM36 209H38V208H36ZM64 209H65V208H64ZM68 209H69V208H68ZM70 209H71V212H72V210H74V207H73V208H70ZM244 209H245V208H244ZM249 209H251V208H249ZM1 210H2V209H1ZM1 210H0V211H1ZM25 210L27 211V209H25ZM247 210H248V209H247ZM3 211H4V210H3ZM39 211H40V209H39ZM61 211H62V209L60 210V208H59V211L57 210V212H58L59 214L57 213V214H58V219H56V220L53 219V221L55 220V221L53 222L54 225H56V223H57V224H58V223L61 224V220H62L61 218H63V215H65L64 217L66 218V214H65V212L63 213V212H61ZM68 211H70V210H67V215H69V214H68ZM241 211H242V210H241ZM5 212H6V210H5ZM23 212H24V211H23ZM29 212H30V211H29ZM79 212H80V211H78V214H79ZM247 212H250V211H247ZM10 213H12V212H10ZM19 213H22V211L19 212ZM24 213H25V212H24ZM30 213H32V212H30ZM34 213L37 214L36 212H34ZM34 213L32 214L33 216H34ZM39 213H40V212H39ZM39 213H38V215H40ZM54 213H55V212H54ZM69 213H70V212H69ZM73 213H75V212L73 211L72 214H73ZM76 213H77V212H76ZM81 213H82V215L80 214L79 216L87 217V214H88V213H87L86 215L83 214V213H85V212H81ZM237 213H239V212H237ZM243 213H244V212H243ZM243 213H241V215H242ZM0 214L3 215V214H2V211L0 212ZM27 214H28V213H27ZM27 214H26V215H27ZM72 214H71V215H72ZM78 214H77V215H78ZM8 215H9V214H8ZM19 215H20V214H18V216H19ZM71 215H70V217H71ZM73 215H74V217L76 216L75 214H73ZM88 215H89V214H88ZM119 215H120V217H121L122 214H120V212H119ZM123 215H124V213H123ZM13 216H14V215H13ZM15 216H16V215H15ZM15 216H14V217H15ZM18 216H17V217H18ZM24 216H25V214H24ZM29 216H30V214H29ZM14 217L11 218V219H12V220L15 219ZM17 217H16V218H17ZM19 217H20V216H19ZM22 217H23V216H22ZM53 217H55V215H54ZM74 217H72L71 220H75L76 217H78V216H76L75 219H73ZM82 217H81L80 219L83 220ZM116 217H117V216H116ZM116 217H115L114 219H116ZM122 217H123V216H122ZM122 217H121V218H122ZM7 218H8V220H10V217H7ZM65 218H64V219H65ZM123 218H125V217H123ZM5 219H6V218H5ZM5 219H2V220H5ZM50 219H51V218H50ZM64 219H63V220H64ZM66 219H67V218H66ZM66 219H65V220H66ZM77 219H78V221H79V218H77ZM77 219H76V221H77ZM84 219H85L86 221L88 220L87 218H84ZM89 219H90V218H89ZM8 220H7V221H8ZM17 220H18V219H17ZM31 220H32V219H31ZM31 220H30V221H31ZM33 220L35 221V219H33ZM36 220H37V219H36ZM39 220H40V218H39ZM42 220H43V219H42ZM63 220H62V221H63ZM65 220H64V222H66ZM67 220H68V219H67ZM71 220H70V222H69V220H68V222L71 223ZM82 220H81V221H82ZM85 220H84V222H85ZM76 221H75V222H76ZM78 221H77V223H78ZM88 221H89V220H88ZM116 221H118V218L116 219ZM121 221H124V219L121 220ZM135 221H136V220H135ZM28 222H29V221H28ZM28 222H27V223H28ZM31 222H33V221H31ZM31 222H30V223H31ZM43 222H44V221H43ZM43 222H42V223H43ZM51 222H52V219H51V221H50L49 223H51ZM55 222H56V223H55ZM64 222H62V224H63ZM118 222H119V221H118ZM133 222H134V221H133ZM136 222H137V221H136ZM4 223H6V222L4 221ZM12 223H13V222L11 221L10 224H12ZM15 223H16V222H15ZM27 223L24 224V226H25V225H26V226H27V225H30V223H29V224H27ZM33 223H34V222H33ZM35 223H36V222H35ZM49 223H48V224H49ZM137 223H138V222H137ZM1 224H2V222H1ZM1 224H0V225H1ZM46 224H47V223H44L43 225L46 226ZM48 224H47V227H49ZM60 224H58V225H56V226H54V227L50 226V228H51V227H52V228H55V229H53V230H51L50 228H49L48 230H47L46 228H45V229H41V227H40V229H41L40 231H41V232H34V231H32L34 228L31 229V228H29L30 226L28 227L29 229H26L25 231H24V230L13 231V232H15V235L12 233L13 237L15 238V237L17 236L16 238H17V239H20L19 242H17L16 244H14V242H12V244H9V242H8V243L3 242V243H5V244L3 245L1 242L4 241V240L7 241V238L4 239V240H3V239L0 240V243H1V244H0V256L2 255V253H5V252H4L5 250L10 249L11 247H14V248H15L16 246H19V245H25V246H24V247H26V248H24L25 251H24L23 253L21 252V253H22L21 256L24 255V256H25L24 258H26V259H25V262H23V264H83L82 257H83V253H84V251H85V248H84V244H85V242H84V244H80V243L77 244V243H76V242L78 241V239H79V238H76V239L74 238V236L77 234V233H76V234L74 233V230L76 229V225H71L70 227H66V226L62 227V225H61V227H60ZM72 224H73V222H72ZM74 224H76V223H74ZM89 224H90V222H89ZM115 224H116V223H115ZM7 225H8V224H6V226H7ZM19 225H21V224H19ZM19 225H18V227H19ZM49 225H50V224H49ZM78 225H79V224H78ZM116 225H117V224H116ZM119 225H122V223L119 222ZM259 225H260V224H259ZM1 226H2V225H1ZM13 226H14V225H13ZM22 226H23V224H22ZM114 226H115V225H114ZM114 226H113L112 228H114ZM123 226H124V225H123ZM247 226H248V225H247ZM3 227H5V225H4ZM3 227H2V228H3ZM18 227H17V229H18ZM42 227H43V226H42ZM78 227H79V226H78ZM80 227H81V226H80ZM83 227H84V226H83ZM118 227H119V226H118ZM8 228H10V226H9ZM13 228H14V227H13ZM15 228H16V226H15ZM73 228H74V230H73ZM121 228H122V227H121ZM127 228H128V227H127ZM219 228H220V227H219ZM226 228L228 229V227H226ZM226 228H224V229H226ZM239 228H240V227H239ZM81 229H82V228H81ZM123 229H124V227H123ZM131 229H132V228H131ZM224 229L221 228V230H220V229H219V230H220V231L223 230V233H225V232H224ZM15 230H16V229H15ZM36 230H37V228H36ZM78 230H80V229H78ZM164 230H165V229H164ZM164 230H163V232H164ZM167 230H170V228H168ZM229 230H230V229H229ZM76 231H77V230H76ZM109 231H110V230H109ZM111 231H112V229H111ZM111 231H110V232H111ZM126 231H127V230H126ZM220 231H219V232H220ZM225 231H226V230H225ZM227 231H228V230H227ZM6 232H7V231H6ZM91 232H92V231H91ZM97 232H98V231H97ZM165 232H166V231H165ZM167 232H168V231H167ZM167 232H166V233H167ZM0 233H1V231H0ZM8 233H9V229H8ZM94 233H95V232H94ZM98 233H99V232H98ZM111 233H113V232H111ZM119 233H121V232H119ZM119 233L116 234V237H117V235H118ZM166 233H165V234H166ZM169 233H170V232H169ZM172 233H173V232H172ZM221 233H222V232H221ZM4 234H5V233H4ZM4 234H3V236H4ZM6 234H7V233H6ZM100 234H101V233H99V235H100ZM102 234H103V232H102ZM102 234H101V235H102ZM105 234H107V233H105ZM125 234H126V233H125ZM161 234H162V233H161ZM170 234H171V233H170ZM78 235H79V237L81 236L80 234H77L76 236L78 237ZM88 235H89V234H88ZM99 235H98V236H99ZM168 235H169V234H168ZM168 235L166 234V236H168ZM175 235H176V234H175ZM247 235H248V234H247ZM0 236H2V235H0ZM7 236H8V235H7ZM10 236H11V235H10ZM76 236H75V237H76ZM84 236H85V235H84ZM86 236H87V235H86ZM118 236H119V235H118ZM120 236H121V235H120ZM122 236H123V235H122ZM154 236H155V235H154ZM157 236L159 237V234H158ZM171 236H172V235H171ZM13 237H12V239H13ZM90 237H91V235H90L89 237H87V238H90ZM92 237H94V236H92ZM4 238H5V237H4ZM84 238H85V237H84ZM111 238H114V239H115V237H111ZM152 238H154V237H152ZM155 238H156V237H155ZM159 238H162V240H163V237L160 236ZM167 238H168V237H167ZM169 238H170V237H169ZM171 238H172V237H171ZM174 238H175V237H174ZM10 239H11V237H10ZM17 239H16V240H17ZM36 239H39V240L41 239V242H39V243L34 242ZM74 239H75L76 241H75ZM92 239H93V238H92ZM109 239H110V238H109ZM175 239H177V238H175ZM175 239H173V240H175ZM247 239H248V238H247ZM250 239H251V238H250ZM253 239H254V238H253ZM110 240H112V243H110V244H113V239H110ZM118 240H120V239L118 238ZM129 240H130V239H129ZM157 240H158V238H157ZM157 240H155V241H157ZM167 240H168V239H167ZM12 241H15V240L13 239ZM74 241H75V242H74ZM89 241H90V239H89ZM105 241H106V240L103 241V245H104V246L102 245L104 248H106V247H105L106 245H105L104 243H109V242H111V241H109V240H108L107 242H105ZM116 241H117V238H116L115 242H116ZM132 241H133V238H132ZM132 241H130V242H132ZM87 242H88V241H87ZM87 242H86V243H87ZM115 242H114V245H115ZM117 242H118V241H117ZM130 242H129V244H130ZM74 243H75V244H74ZM81 243H82V242H81ZM98 243H99V242H98ZM100 243H102V242H100ZM118 243H119V242H118ZM118 243H117V244H118ZM133 243H134V241H133ZM156 243H157V242H156ZM29 244H30V245H31V244H36V245L33 247V245L29 246ZM119 244H121V242H120ZM119 244H118V245H119ZM122 244H123V243H122ZM142 244H143V243H142ZM150 244H151V243H150ZM153 244H154V243H153ZM9 245H11V246H9ZM26 245H28V246H26ZM85 245H86V244H85ZM91 245H92V244H91ZM98 245H99V244H98ZM98 245H97V246H98ZM151 245H152V244H151ZM154 245H155V244H154ZM161 245H162V244H161ZM237 245H238V244H237ZM8 246H9V247H8ZM97 246H95V247L92 246V247L95 249V248H97ZM100 246H101V245H100ZM100 246H99V248H100ZM107 246H108V245H107ZM119 246L122 247L123 245H122V246L119 245ZM124 246H125V245H124ZM124 246H123V247H124ZM158 246H159V245H158ZM162 246H163V245H162ZM191 246H193V244H192ZM22 247H23V246H22ZM103 247H101V248H103ZM109 247L111 248L112 246H109ZM115 247H116V245H115ZM125 247H126V246H125ZM125 247H124V248H125ZM154 247H156L157 249H160V248H161V246H160V248L157 247V246H154ZM164 247H165V246H164ZM166 247H167V246H166ZM193 247H194V246H193ZM14 248L11 249V250H14V251H15V249H17V248H15V249H14ZM90 248H91V247H90ZM93 248H91V249H93ZM99 248H98V249H99ZM110 248H109V250H110ZM113 248H114V247H113ZM126 248H127V247H126ZM191 248H192V247H191ZM191 248H190V249H191ZM94 249H93V250H94ZM98 249H97V250H98ZM117 249H118V246H117ZM122 249H123V248H122ZM105 250H107V249H105ZM20 251H21V249H20ZM98 251H99V250H98ZM100 251L102 252L103 250H100ZM114 251H116V250H114ZM114 251L112 250L111 252H114ZM120 251H121V250H120ZM123 251H124V250H123ZM139 251H141V250H139ZM117 252H118V251H117ZM117 252H116L115 254H116V255H119ZM125 252H126V251H125ZM121 253H124V252H120V254H121ZM5 254H6V253H5ZM7 254H9V253H7ZM7 254H6V255H7ZM107 254H108V253H107ZM112 254H113V253H112ZM112 254H111V256H112ZM115 254H114V255H115ZM125 254H126V253H125ZM19 255H20V254H19ZM114 255H113V256H114ZM116 255H115V256H116ZM113 256H112V257H113ZM115 256H114V257H115ZM119 256H120V255H119ZM22 257H23V256H22ZM22 257H21L20 259H22ZM105 257H106V255H105ZM117 257H118V256H117ZM109 258H110V254H109ZM120 258H122V260H121ZM120 258H119L120 260H115V259H114V260H115L117 263H120V261L122 262V261H123V258H125V257H120ZM10 259H11V258H10ZM0 260H1V259H0ZM108 260H109V259H108ZM124 260H125V259H124ZM126 260H128V259H126ZM4 261H5V260H4ZM109 261H111V260H109ZM2 262H3V261H2ZM4 263H5V262H4ZM16 263H17V262H16ZM113 263H114V261H113ZM10 264H11V263H10ZM130 264H133V263H130Z\"/></svg>", "mask_w": 264, "mask_h": 264}]
</instances>
